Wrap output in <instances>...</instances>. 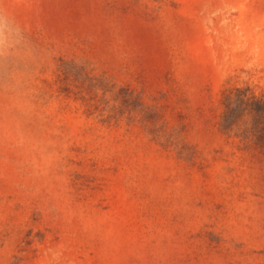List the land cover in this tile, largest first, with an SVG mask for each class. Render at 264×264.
I'll return each instance as SVG.
<instances>
[{
	"label": "rangeland",
	"instance_id": "rangeland-1",
	"mask_svg": "<svg viewBox=\"0 0 264 264\" xmlns=\"http://www.w3.org/2000/svg\"><path fill=\"white\" fill-rule=\"evenodd\" d=\"M0 264H264V0H0Z\"/></svg>",
	"mask_w": 264,
	"mask_h": 264
}]
</instances>
